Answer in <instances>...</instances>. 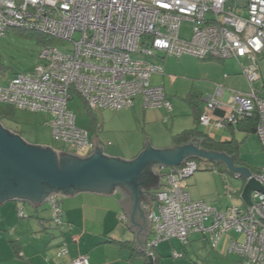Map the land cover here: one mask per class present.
<instances>
[{"label": "built area", "instance_id": "1", "mask_svg": "<svg viewBox=\"0 0 264 264\" xmlns=\"http://www.w3.org/2000/svg\"><path fill=\"white\" fill-rule=\"evenodd\" d=\"M185 20L193 26L190 38L182 36ZM10 28L73 43V51L67 52L44 46L31 72L15 74L0 86L1 103L47 113L54 137L70 152L86 155L95 147L90 131L77 125L69 108L73 93L92 111L129 108L138 97L145 107L171 110L164 88L152 84L153 74L164 72L151 60L159 53L237 60L248 92L229 90L226 101V90L217 85L204 98L199 120L221 128L256 116V133L264 148V98L256 85L263 76L264 0H0V39ZM197 170V162L190 159L167 169L156 205L146 206L153 231L146 254L153 257L161 242L172 239L188 244L194 233L208 235L215 247L235 230L243 240L229 237L227 251L264 264V192L252 191L251 205L219 208L193 199L186 190L185 178ZM252 177L264 187V167ZM48 201L54 222L61 225L57 193L49 194ZM67 251L64 245L58 255ZM182 255L173 252L175 258ZM73 264H90L89 257L82 255Z\"/></svg>", "mask_w": 264, "mask_h": 264}, {"label": "crops", "instance_id": "2", "mask_svg": "<svg viewBox=\"0 0 264 264\" xmlns=\"http://www.w3.org/2000/svg\"><path fill=\"white\" fill-rule=\"evenodd\" d=\"M157 57L161 60L158 64H160L164 70L163 73L159 74L164 75V60L169 56L161 55V57ZM263 57L264 53L262 59ZM208 59H217L218 62H215V65L220 68L219 73L216 75L209 73L208 76L211 80L209 81L211 82L209 88L212 89L213 92L217 85L223 86L226 90L223 99L226 101L230 100L229 90L248 92L249 86L246 77L243 74L241 67L235 68L233 62L235 59L233 60L230 58L231 60L229 61V59L209 57L203 60ZM212 62L213 61L207 62V66L210 69L211 67L209 65L214 64ZM221 70H223V73H221ZM262 74V79L257 82L256 85L260 90L261 95L264 97V68L262 69ZM153 76L152 84H154ZM154 85L162 86L164 88V86L159 83ZM191 92H194V90ZM166 97L172 103L171 110L164 107H145L142 97L136 98L131 107L126 110L123 109V113L126 115H133L138 121L141 120L144 125L146 141L135 151H124L126 147L121 143H119L118 146L108 148L109 142L104 143L100 139V134L97 133V127L101 130L104 129V124L99 117L92 123L91 127L93 134L90 135L95 143L92 152H87L86 155H79L75 152L68 151L64 145H62L61 148L54 146L51 147L57 152L68 153L74 157L80 158H87L93 154H97V148H102L104 155H116L124 161L135 159L142 152H145L146 146H149V141L156 150L163 151L164 149H172L174 143L178 144L173 138L177 133L172 135L171 143H160L157 140L154 127H162V125H168L171 122V128H177V124L181 123L182 120L176 119L175 113L180 115L184 111H181L182 107L179 103L182 104V102L179 98L172 100L171 96L167 93ZM201 101L202 102L197 103L198 108L194 110V126L185 129L196 126V115L200 111V108H203L205 105V99L202 95ZM102 110L106 111V109ZM112 110L114 109H111V111ZM225 127V129L229 128V130L232 131L233 136H236V131L250 133V131H246L243 126ZM8 130L17 134L11 129ZM121 131L122 130L114 131V134L112 133V135H116L119 142L122 140ZM203 132L205 135L216 138L219 141H232L235 139L234 137H226L225 134L223 137H217L213 136L211 133ZM17 135L21 136L20 134ZM24 140L32 146H49L45 143L32 144L26 139ZM191 142H193V144L198 143L201 149H210L202 144L200 137H194L190 141L182 144H188ZM110 145H112V143ZM210 150L224 151L215 149ZM228 155L232 156L230 153H228ZM214 161L225 164V162L221 160ZM169 167L170 166L163 163L151 165L152 170L162 179L160 182L149 183L143 186L144 190L151 194L150 197L141 198V203L144 205L145 210L147 205L151 207L156 205L155 195L159 190L164 188L166 183V173ZM56 193L63 212L61 225H57L54 222L52 208L48 201V195L43 197L40 203L30 202L31 195H17L0 200V264H73L74 260L82 255H87L89 257L90 264H192L190 259L187 260L183 256L184 254L187 258L190 256L187 255L190 252L188 245L178 239L161 242L158 247L154 249L153 257H149L146 254L148 243L153 237L151 223L148 220V243L147 246H143L139 243L134 226L130 223V215L127 213V206L122 202V198L125 197V188L121 184L116 185L110 193L83 190H77L71 194L67 192ZM21 211L23 214H21ZM195 239V235L190 236L189 242L194 241ZM202 240L206 243L211 253L221 255L225 250L227 251L226 246L229 237H226V234L215 247L212 245L208 235H203ZM64 245L67 247V253L58 255V250L64 247ZM214 249H216V252H214ZM174 251L183 252V255L179 258L174 257V259L168 258V256ZM194 257H197V255ZM202 264L216 263H208V260H206L203 261Z\"/></svg>", "mask_w": 264, "mask_h": 264}, {"label": "rangeland", "instance_id": "3", "mask_svg": "<svg viewBox=\"0 0 264 264\" xmlns=\"http://www.w3.org/2000/svg\"><path fill=\"white\" fill-rule=\"evenodd\" d=\"M192 27V23L185 20L181 28L182 36L190 38ZM78 37L79 33L76 34L75 38ZM46 45L56 46L64 52L73 51V43L70 41L56 38L45 39L36 33L10 28L7 31V36L0 39V85L6 86L15 74L31 72L40 62V52ZM151 60L156 63L161 62L158 57ZM211 61L214 64L209 65L210 69L207 62ZM215 62L217 63L218 60H201L190 54L179 57L169 56L164 60L165 74H153L154 84H162L172 100L179 98L182 102V104L179 103L182 107L181 111H184L180 115L175 113L176 119L182 120L181 123L177 124V128L172 129L171 122L168 124L169 126L162 125L163 128L161 126L154 127L158 142L171 143L174 133L194 126L193 114L196 110L194 105L202 102L201 95L206 98L207 95L213 92L209 88L211 83L209 82L211 81L208 77L209 73L216 75L220 72V68L215 65ZM233 62L235 68H240L237 61L234 60ZM261 67L264 68V57L261 60ZM221 71L223 73V70ZM192 90L195 93L193 96L190 95ZM72 96L73 98L69 101V108L76 115L77 125L89 130L92 135V123L99 117L104 124V129L95 128L104 143H112L113 146L109 145L108 148L118 146L121 143L126 147L124 151H135L145 143L146 134L141 120L138 121L133 115H126L123 113V109L91 112L81 96L75 93ZM48 120L49 115L47 113L11 108L9 105L0 102V122L4 127L20 134L32 144L45 143L49 146L61 148L64 144L54 137L52 130L47 126ZM225 128L200 125L201 131L211 133L213 136L223 137L225 134L226 137H234L238 150L231 155L237 156L238 166H244L254 173L261 171L264 167V148L257 133L236 131V136H233L232 131ZM120 130H122L121 142L118 141L119 139L117 140L116 135H112L114 131ZM196 162L198 170L185 178V188L190 192L193 199L203 200L210 205L223 209L233 205L245 206L242 192L246 185V179L243 176H237L227 165L218 161L196 158ZM193 235L196 239L187 244L190 250L187 255L190 256L187 258L185 254L183 255L185 259H190L192 264H202L206 260H208V263L213 262L216 264H252L244 261L240 255L226 250L221 255L211 253L202 240L203 235L200 233H194ZM226 237L243 240L244 236L238 234L235 230H230L226 233ZM214 252H216V249H214ZM181 253L183 254V252ZM195 255L197 257H194ZM168 258L174 259L173 252Z\"/></svg>", "mask_w": 264, "mask_h": 264}, {"label": "water", "instance_id": "4", "mask_svg": "<svg viewBox=\"0 0 264 264\" xmlns=\"http://www.w3.org/2000/svg\"><path fill=\"white\" fill-rule=\"evenodd\" d=\"M193 142L174 143L172 149L160 151L149 141L146 151L129 161L116 155H104L102 148H97V154L80 158L57 152L51 145L32 146L0 123V200L31 195L30 202L40 203L43 197L55 192L71 194L83 190L110 193L121 184L125 188L122 202L127 206L130 223L139 243L147 246L148 215L141 198L151 194L143 186L162 179L152 170V164L178 166L191 156L221 160L237 176L246 179L242 192L245 204H252V191L264 192L261 183L252 177L253 172L236 164L235 156L225 151L201 149L198 143Z\"/></svg>", "mask_w": 264, "mask_h": 264}, {"label": "trees", "instance_id": "5", "mask_svg": "<svg viewBox=\"0 0 264 264\" xmlns=\"http://www.w3.org/2000/svg\"><path fill=\"white\" fill-rule=\"evenodd\" d=\"M160 54L162 56H165L163 53H159L157 56L161 57ZM190 95L193 96V95H195V93L191 92ZM85 103H86V101H85ZM194 106L196 108H198L197 103ZM10 107L14 108L13 106H10ZM89 110L91 112H95V111H92L90 108H89ZM202 110H203V108H200V111L196 115V126L193 128L185 129L182 132L175 134L173 136L175 142L178 144H182V143H186V142L190 141L194 137H200L202 144L205 147H208L210 149H215V150H224V151H227L226 153H230V154L237 152L238 146L236 145L234 140H232V141H219L216 138H212L208 135H205L204 132L200 130L201 123H200L199 119H200V115L202 113ZM256 123H257V117L256 116H244L241 118V120L236 125H228V126L229 127L243 126V128L246 129V131L256 133ZM188 159L196 161V157H194V156H191ZM235 160L237 162V156L236 155H235ZM180 165H182V164H180Z\"/></svg>", "mask_w": 264, "mask_h": 264}]
</instances>
